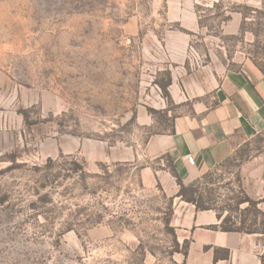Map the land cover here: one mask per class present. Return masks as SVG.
Here are the masks:
<instances>
[{"label": "rangeland", "instance_id": "374dc122", "mask_svg": "<svg viewBox=\"0 0 264 264\" xmlns=\"http://www.w3.org/2000/svg\"><path fill=\"white\" fill-rule=\"evenodd\" d=\"M244 61L264 0H0V264H183L192 204L151 138ZM189 182L264 264V129Z\"/></svg>", "mask_w": 264, "mask_h": 264}, {"label": "crops", "instance_id": "0c3cea01", "mask_svg": "<svg viewBox=\"0 0 264 264\" xmlns=\"http://www.w3.org/2000/svg\"><path fill=\"white\" fill-rule=\"evenodd\" d=\"M204 90L198 91L208 97L177 115L171 132L151 138V157L172 155L184 182L222 163L241 141L264 129V76L251 62L222 70ZM218 224L215 212L190 205L182 225L190 235L184 264H262L253 234L209 228Z\"/></svg>", "mask_w": 264, "mask_h": 264}, {"label": "trees", "instance_id": "16d2710c", "mask_svg": "<svg viewBox=\"0 0 264 264\" xmlns=\"http://www.w3.org/2000/svg\"><path fill=\"white\" fill-rule=\"evenodd\" d=\"M263 73V72H262ZM264 76V73H263ZM170 81V79H169ZM169 82L167 83V85ZM165 87V86H164ZM161 87L164 91L165 88ZM166 94V92H165ZM22 113L26 116V112L22 111ZM173 175L176 177L177 185L179 187L177 192V197H179L181 200L190 203L194 206L196 211H207L211 210L214 211L217 217V220L219 221V224L217 226H210L211 229H219L224 232H239V233H247V234H255L257 231L247 229L244 226L240 224V226H236L233 221H231V215L227 213L226 216L222 217V214L213 206L212 203H209L208 201H204L201 195L195 196L196 190L194 188V182L184 184L182 179L179 177V175L176 173L175 169H172ZM241 194L244 196L242 200H237L236 204H243L246 203L248 206L255 207L257 205V202L254 201L249 195L246 193ZM264 234V231H263ZM186 256V253L184 254V258ZM225 256L227 257L228 254L226 252ZM185 261H183V264ZM263 264V262H262Z\"/></svg>", "mask_w": 264, "mask_h": 264}, {"label": "built area", "instance_id": "2783aa9c", "mask_svg": "<svg viewBox=\"0 0 264 264\" xmlns=\"http://www.w3.org/2000/svg\"><path fill=\"white\" fill-rule=\"evenodd\" d=\"M187 160H188L189 163H193V160H192L191 157H188Z\"/></svg>", "mask_w": 264, "mask_h": 264}]
</instances>
